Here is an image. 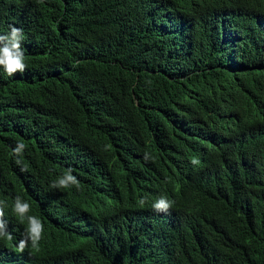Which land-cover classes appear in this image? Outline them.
<instances>
[{"label":"trees","instance_id":"1","mask_svg":"<svg viewBox=\"0 0 264 264\" xmlns=\"http://www.w3.org/2000/svg\"><path fill=\"white\" fill-rule=\"evenodd\" d=\"M9 25L0 201L44 234L0 264H264V0H0ZM68 168L80 187L51 188ZM146 181L179 187L172 219L135 214Z\"/></svg>","mask_w":264,"mask_h":264},{"label":"clouds","instance_id":"2","mask_svg":"<svg viewBox=\"0 0 264 264\" xmlns=\"http://www.w3.org/2000/svg\"><path fill=\"white\" fill-rule=\"evenodd\" d=\"M24 41V31L9 25L6 34H0V69H3L8 76L12 77L16 73H24L27 69L25 50L22 47ZM26 145L23 142H17L12 148V155L16 157V164H21L19 157L23 154ZM145 160L150 159L145 153ZM193 165H198L199 160L193 158ZM24 171L25 169H21ZM53 189L63 188H79L80 181L73 174V169H66L63 174L53 181L50 185ZM178 186L171 182H162L156 187H152L149 181L144 182L142 191L146 198H141L134 212L136 215L144 216V212L148 211L154 218L168 221L174 216L173 204L178 198ZM64 198V197H63ZM97 195L93 191H83L77 200V205L89 208L90 205L97 200ZM7 203L0 201V239L7 241L6 247L11 255H19L20 260L30 258V252L34 249L38 250L40 241L44 234V222L42 218L30 214L31 205L23 200L20 196L14 197L12 204V212L10 217L6 214L5 208ZM13 214H15L13 216ZM15 219L24 225L21 233L15 226Z\"/></svg>","mask_w":264,"mask_h":264}]
</instances>
